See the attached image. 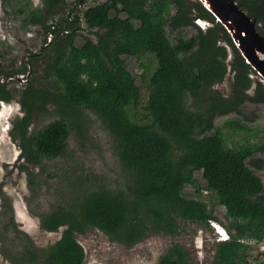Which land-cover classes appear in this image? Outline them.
Returning a JSON list of instances; mask_svg holds the SVG:
<instances>
[{"label":"trees","instance_id":"16d2710c","mask_svg":"<svg viewBox=\"0 0 264 264\" xmlns=\"http://www.w3.org/2000/svg\"><path fill=\"white\" fill-rule=\"evenodd\" d=\"M16 1L18 12L44 30L41 50L18 69L4 68L0 50V102L14 99L9 80L25 77L20 95L24 114L10 135L21 149L25 163L19 167L29 173L30 187L35 186L31 166L47 171V160L67 155L69 137L84 129L87 111L109 133L127 181L120 189H86L73 205L39 213L44 230L65 226L60 239L41 248L18 229L1 182L0 239L8 243L4 252L13 264H84L86 252L77 234L93 228L131 247L151 234L175 235L181 221L204 228L223 223L205 200L185 194L189 182L197 193L201 190L191 161L206 168L208 179L215 181L209 187L226 209L229 238L214 243L211 264H264L249 260L248 242L264 240V183L258 172L264 141L230 147L215 123L218 116L241 114L246 101L264 103V82L254 77L257 73L225 26L200 0H104L85 9L87 0H74L65 16L51 23L66 0H42L37 7L32 0ZM236 1L256 18L264 35V0ZM197 19L211 25L202 29ZM83 23L95 38L83 35L77 44ZM188 27L196 28L190 37L183 33ZM148 53L156 67L142 104L141 88L124 56L140 59ZM34 63L43 65V83L33 74ZM229 66L233 90L225 96L215 86L225 80ZM48 104L56 106L60 118L31 131L35 112ZM133 107L141 108L140 115L132 114ZM226 125L250 131L243 120L230 119ZM17 238L19 243H13ZM156 264L198 263L183 245L174 244Z\"/></svg>","mask_w":264,"mask_h":264},{"label":"rangeland","instance_id":"374dc122","mask_svg":"<svg viewBox=\"0 0 264 264\" xmlns=\"http://www.w3.org/2000/svg\"><path fill=\"white\" fill-rule=\"evenodd\" d=\"M104 0H87L83 9ZM35 7L42 6V0H32ZM74 0H66L65 5L55 18L69 11ZM174 12V10H173ZM205 29L210 25L204 21ZM83 30L77 33L76 43L83 41V35L93 38L92 31L83 23ZM200 26V25H199ZM202 29L203 26H202ZM186 37L196 33V28L188 27L183 31ZM171 34V33H170ZM44 41V30L40 24L30 22V18L18 12L16 0L10 2L0 0V50L3 53V66L7 70L18 69L27 61L32 53L39 52ZM128 69L136 76L137 84L142 91V104L148 95V79L156 67V61L151 54L140 59L136 56H124ZM231 59V55L229 57ZM44 68L41 63L33 64V74L41 80ZM254 77H259L255 75ZM24 75H17L9 80V88L16 89L14 99L10 102H0V183H4L3 190L10 196L14 209L15 221L18 229L27 233L37 248L46 247L60 239L65 226L57 232L43 229L39 213L50 211L54 205H73L80 194L90 188L105 187L109 189L124 188L127 173L122 169L115 153L113 142L99 118L87 111V129H75L68 141V153L64 157L47 160L42 170L41 166H31L35 178V186L30 187V177L27 171L19 167L25 163L19 157L21 149L17 141H13L10 130L16 119L23 116L20 103L21 90L24 86ZM220 93L229 96L233 90V72L229 66L225 80L215 86ZM15 91V90H14ZM252 92V91H251ZM136 103L134 106H137ZM141 107V104L140 106ZM133 107L132 114L140 115L141 108ZM241 114L232 113L229 116H218L216 126L223 132L230 147L238 146L247 141H264V103L255 104L246 101L241 106ZM60 118L56 106L48 104L44 109L37 110L34 115L31 131H37L48 123ZM243 120L250 129L249 132L236 130L226 125L228 120ZM262 158L263 168L258 171L264 183V152L258 154ZM257 158V156L255 155ZM253 158V157H251ZM194 178L201 189L196 192V185L186 184L184 192L187 196L205 200L214 214L223 222L214 221V226H204L193 221H181L175 235L165 233L151 234L135 245L128 247L114 241L103 231L93 228L85 234H77V239L86 252L84 264H156L165 251L174 244L183 245L190 253V257L198 264H211L213 245L218 237L227 232L224 206L217 202L216 193L209 185L214 179H208L206 168L199 162L191 161ZM2 198L0 195V210ZM1 224V221H0ZM13 236V235H12ZM19 239L13 243L18 244ZM249 260H264V253L259 250L257 242L249 241ZM8 251V243L0 239V264H13L4 252Z\"/></svg>","mask_w":264,"mask_h":264},{"label":"water","instance_id":"95a60500","mask_svg":"<svg viewBox=\"0 0 264 264\" xmlns=\"http://www.w3.org/2000/svg\"><path fill=\"white\" fill-rule=\"evenodd\" d=\"M231 34L260 79L264 82V35L257 30L256 18H251L236 0H200ZM205 20L197 23L205 26Z\"/></svg>","mask_w":264,"mask_h":264},{"label":"clouds","instance_id":"9594fccd","mask_svg":"<svg viewBox=\"0 0 264 264\" xmlns=\"http://www.w3.org/2000/svg\"><path fill=\"white\" fill-rule=\"evenodd\" d=\"M198 25H200V24H198ZM200 26L202 27L203 25H200ZM203 28L205 29V26H203ZM213 226H214V222H213ZM226 230H227V229H226ZM228 238H229V233H228V231H227V232H225L223 235H221V236L218 237V239H220V240H218V241L228 240ZM257 244H258V242H257Z\"/></svg>","mask_w":264,"mask_h":264},{"label":"built area","instance_id":"2783aa9c","mask_svg":"<svg viewBox=\"0 0 264 264\" xmlns=\"http://www.w3.org/2000/svg\"><path fill=\"white\" fill-rule=\"evenodd\" d=\"M258 247H259V250L262 252V253H264V240L263 241H261V242H258Z\"/></svg>","mask_w":264,"mask_h":264},{"label":"flooded vegetation","instance_id":"af4514ba","mask_svg":"<svg viewBox=\"0 0 264 264\" xmlns=\"http://www.w3.org/2000/svg\"><path fill=\"white\" fill-rule=\"evenodd\" d=\"M202 20H203V19H202ZM205 21H207V20H205ZM207 22L211 25V23H210L209 21H207ZM210 25H209V26H210Z\"/></svg>","mask_w":264,"mask_h":264}]
</instances>
